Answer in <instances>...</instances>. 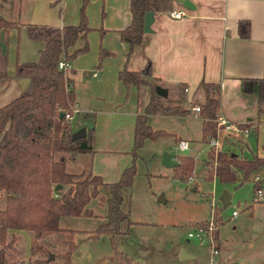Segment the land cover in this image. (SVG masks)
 <instances>
[{
    "label": "trees",
    "instance_id": "trees-1",
    "mask_svg": "<svg viewBox=\"0 0 264 264\" xmlns=\"http://www.w3.org/2000/svg\"><path fill=\"white\" fill-rule=\"evenodd\" d=\"M90 0H83L80 8V21L77 24L62 26L51 24H25L28 37L44 43L38 60H16L13 76L28 79V83L19 95L0 106V193L5 196V206L0 208V264H19L12 259V250L18 233L26 231L31 236V264H52L51 255L63 262L73 264L72 255L77 248L74 234L77 229L61 226L64 217L94 216L89 207L92 198L99 197L101 204L107 205V212L91 237L110 235L114 250L118 251L116 239L123 233L122 224L133 222L123 209L124 188L132 185L136 174V159L145 140L157 139L169 134L164 129H155L150 124V116L171 112L183 115L186 112L181 105L166 106L161 102L162 95L156 91L157 83L150 81L153 75L152 65L148 61L140 70H130L126 66L119 71L118 78L126 86L129 94L131 86L148 84L152 94L145 110L137 114L134 127V144L130 151L133 162L125 167L120 178L114 182H105L100 174L91 169L73 172L68 163L78 159L81 154H90L93 148L94 128H87V136L73 138L75 129L67 114L74 115L76 91L73 88L72 69L60 68L61 60L72 62L77 56L89 50L87 36L93 27L89 25L87 7ZM157 0H130L132 14L128 26L119 30L121 39L128 46L126 62L130 59L135 46L143 42L146 34L145 15L155 10ZM104 14V13H103ZM23 24L16 19L0 17V30L19 29ZM250 27H239L241 36L249 35ZM105 30H102L104 32ZM82 40L83 45L76 47ZM74 48L73 50H71ZM112 52L100 49L99 63ZM5 78L8 74L0 72ZM245 89L248 88V81ZM203 90V99H194L198 91ZM194 97L188 101L187 85H179V101L189 102L195 114L202 118L201 141L208 143L217 135L219 114L218 86L213 82L201 81ZM259 104L264 103V78L259 79ZM199 105L200 110L194 107ZM261 109V107H260ZM63 113V115H61ZM251 129L252 123L239 124ZM257 129L253 130L257 134ZM212 160L205 161L208 180L218 179L224 183L243 184L254 173L264 167V157L257 154L242 156L229 149L214 153L210 148ZM178 162L174 176L187 180L194 172L195 158L191 154H175ZM214 176V177H213ZM61 184L58 189L56 187ZM105 185L110 186V195L102 193ZM263 187L261 180L254 176V190L258 193ZM50 234H58L66 246L61 253H52L41 240Z\"/></svg>",
    "mask_w": 264,
    "mask_h": 264
},
{
    "label": "crops",
    "instance_id": "crops-1",
    "mask_svg": "<svg viewBox=\"0 0 264 264\" xmlns=\"http://www.w3.org/2000/svg\"><path fill=\"white\" fill-rule=\"evenodd\" d=\"M82 1L0 0V17L23 23L19 29L0 30V59H4L1 61L5 72L14 73L16 58L20 61L39 58L44 43L32 42L25 24H77ZM190 1L193 8L177 0H157L152 31L146 32L143 42L135 46L126 62L128 46L122 41L119 30L131 22L130 0H90L87 15L93 30L87 36L89 50L77 56L69 69H72L77 96L75 113L86 117L80 125L94 128L90 169L105 182L117 181L124 168L132 164L130 151L136 116L145 110L152 94L151 86L143 84L131 86L127 96L128 90L118 78L119 71L125 66L140 70L148 61L153 72L149 80L168 91L175 90V99L179 98L180 84L187 85L190 101L201 81L216 83L220 102L218 116L238 124L252 123L243 139L226 133L221 149L227 146L234 150L237 142L251 149L247 138L252 133L255 151H251L253 155L264 157V103L259 104L258 99L259 79L264 78V0ZM180 9L187 15L170 16L171 11ZM239 27H250L249 35L241 36ZM21 38L27 45L25 52L31 44L35 46L31 55L26 53L23 58L17 54ZM82 45L83 41L79 40L74 48ZM101 48L113 55H106L101 66H97ZM247 79L252 80L245 89ZM199 91L203 94L202 89ZM255 129L257 134L253 133ZM195 145L190 147L191 151H208L206 144L199 150ZM261 169L264 172V167ZM260 179L257 174L256 180Z\"/></svg>",
    "mask_w": 264,
    "mask_h": 264
},
{
    "label": "rangeland",
    "instance_id": "rangeland-1",
    "mask_svg": "<svg viewBox=\"0 0 264 264\" xmlns=\"http://www.w3.org/2000/svg\"><path fill=\"white\" fill-rule=\"evenodd\" d=\"M6 39L8 41V36ZM31 45L34 50L35 46ZM26 47L22 39L17 51L20 58L26 53L31 55L32 47L27 48L25 52ZM1 60L4 59H0V72L4 73ZM3 75L5 74L0 76L1 106L19 95L28 81L25 78L13 77V74H8L6 78ZM10 77L13 78L10 80ZM203 97L199 91L194 99L201 101ZM175 98L176 91L169 89L168 96H163L161 102L166 106L181 105L186 109L183 115L164 112L149 119L153 128L164 129L169 134L161 135L155 140H145L139 151L132 185L125 187L123 191V209L129 213L133 222H123L124 232L116 239L118 251L114 250L110 235L91 237L93 230L104 220L107 212V205L101 204L99 197L92 198L89 203V207L95 212L94 216L62 218L61 226L77 229L74 234L77 248L72 255L73 264H264V198H258V193L254 190V176L259 174L262 177L260 180L264 192L263 170L254 173L250 180L241 185L237 182L224 183L216 178L206 179L207 168L204 163L207 160L213 161L208 153L210 148L203 153L196 150L194 152L193 149L191 151L176 148L181 140L178 138L180 136L187 138L185 140L189 141L190 147L194 148L196 144L197 150L207 145L201 141L202 118L194 113L189 102L181 104ZM83 118L86 117L82 113H74L72 119L74 129L84 126L80 125ZM218 135L222 145L224 130L219 131ZM247 139L251 149L245 143L237 142L236 148H232L235 151H232L252 157L251 150L255 151V137L251 133V137ZM217 147H211L214 153L222 150L221 146ZM225 148L229 149L227 146ZM165 152L171 153L172 157L175 154L193 153L195 156L193 175L191 174L186 181L177 179L174 176V168L163 164ZM81 155L68 163L70 171L81 172L90 169L91 154ZM193 187L196 190H192ZM224 191L231 194V201L227 206H223L221 200ZM102 193L109 196L110 186L105 185ZM161 196L164 200L159 199ZM4 206L5 196L0 193V208ZM234 210L238 212L237 215H233ZM198 224L207 227L209 225L212 228L218 253L213 254L209 238L188 236ZM63 238L58 234H50L41 242L52 253H61L66 249ZM30 242L29 234L18 233L12 250V259L19 261V264H31ZM183 252L190 256L183 258ZM52 261V264H63L59 257L56 259L54 256Z\"/></svg>",
    "mask_w": 264,
    "mask_h": 264
},
{
    "label": "built area",
    "instance_id": "built-area-1",
    "mask_svg": "<svg viewBox=\"0 0 264 264\" xmlns=\"http://www.w3.org/2000/svg\"><path fill=\"white\" fill-rule=\"evenodd\" d=\"M170 16L174 17V18H181L184 17L185 15H187L186 11L184 10H173L170 13ZM71 65V62H67L64 60H61L59 63L60 68H64V69H69ZM195 111H199L200 110V106L197 105L194 107ZM76 111V109H75ZM68 118L70 120L73 119V115L71 114H67ZM217 127H218V131H217V135L213 138L210 139V141L207 143L208 147L211 148L213 146H221L220 140H219V135L218 132L224 130L225 134L227 133L228 135H234L236 137H239L241 139H243V137L247 136L248 134V129L247 128H242L239 126L238 123H234L230 120H228L227 118H225L224 116H218L217 118ZM177 149L179 150H187L190 149V144L188 140L185 139H181L179 141V143L176 146ZM219 147H217L218 149ZM258 198H264V193L261 190L258 191ZM238 212L236 210L233 211V215H237ZM212 228L208 225L204 226L202 224H198L196 225V229L194 231H190L188 233L189 237H197L199 239H204V238H209L211 241V245H212V250H213V254L218 253V249H216L215 247V243H214V239H213V235L211 232Z\"/></svg>",
    "mask_w": 264,
    "mask_h": 264
},
{
    "label": "water",
    "instance_id": "water-1",
    "mask_svg": "<svg viewBox=\"0 0 264 264\" xmlns=\"http://www.w3.org/2000/svg\"><path fill=\"white\" fill-rule=\"evenodd\" d=\"M177 1L180 3H183L185 6H187L189 8H193V6H194L190 0H177ZM153 20H154V11L150 10L145 15L144 27H145L146 32L152 31L151 24H152ZM156 91L159 95H162L164 97H166L168 95L167 88L162 87L161 85H158L156 87ZM61 115H63V113H61ZM86 136H87V127H82L81 129L75 131L73 134L74 139H78V138L86 137ZM163 164L166 166H169V167H175V166H177L178 162L175 160L174 157H172L171 153L165 152L163 155ZM61 186L62 185L59 184L56 187V189L60 188ZM192 190H196V188L193 187ZM159 199L164 200V197L161 196ZM221 200L223 202V206H227L231 201V194L228 191H224L223 194L221 195ZM182 256H183V258H185V257H189L190 255L187 254L186 252H183ZM51 257L54 258V254H52Z\"/></svg>",
    "mask_w": 264,
    "mask_h": 264
}]
</instances>
